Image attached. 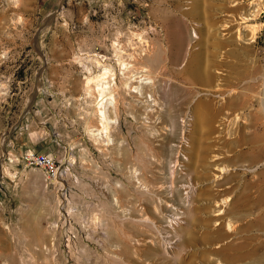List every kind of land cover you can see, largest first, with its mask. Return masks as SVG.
Masks as SVG:
<instances>
[{"label": "rangeland", "instance_id": "374dc122", "mask_svg": "<svg viewBox=\"0 0 264 264\" xmlns=\"http://www.w3.org/2000/svg\"><path fill=\"white\" fill-rule=\"evenodd\" d=\"M99 61L159 104L111 141ZM263 100L264 0H0V264H264Z\"/></svg>", "mask_w": 264, "mask_h": 264}, {"label": "bare ground", "instance_id": "6f19581e", "mask_svg": "<svg viewBox=\"0 0 264 264\" xmlns=\"http://www.w3.org/2000/svg\"><path fill=\"white\" fill-rule=\"evenodd\" d=\"M136 52H138V53L136 54L134 52L135 56L131 57L133 59L132 61L134 63H136L134 66L132 65V62L126 63V61L118 58L120 61V62L118 61L119 65L123 66L124 69H126V70H128V69L131 70L130 65H131V68L134 69V67H136V65L141 64V60H143V62H142V65H143L145 59H147V60L152 59L150 56L146 57V54H147L146 50H142V51L137 50ZM151 63H153V62H151ZM97 66L102 68V71H101L102 73L100 72V75H97L94 77L92 76L91 78H88L87 79L88 81L86 83L87 87H88L87 93H90V87H91V90L93 91L94 95L96 96V106H94V109L92 110L90 115L95 116L97 119V122H98V127H96L95 129H89V132H90L89 135H93L95 137L96 136H99V137L105 136V138H107V141H111V138H110L109 133H108V129H110L111 124H113L117 121V112H118L119 106L122 104V103L120 104V102H121V100L125 99V97L127 95L131 96L135 102L137 100L138 101L140 100L141 102H143L144 106H143V104H139V105H142L143 107H141V108L144 109V113L141 115V116H144V118H142L144 121L149 118V115L151 112V111H149L150 107H152V105H154V106L158 105L159 106V104H158V101H156V99H154L155 96H153V94H152L153 93L152 90H154V88L149 83V81H151V80L153 82V78H150L151 77L150 72H148V74L145 73V77L144 78L142 77L143 79L141 78V76H143L141 74V76H139L140 78H138L140 80L137 82V84L134 81H132L134 76L133 77L129 76L130 78H128V79L125 78L126 82L125 81H124L125 83L122 82V83H124V87L121 86V88H119V86L115 82V79H113L111 77L112 75H114L112 67L110 65H108L107 63H102L100 61L98 62ZM138 66L140 67L141 65H138ZM138 66L136 68H139ZM142 67L143 66H141L138 69V71ZM136 68H135V70H137ZM143 68H144V70L146 69L145 67H143ZM147 71H149V70H147ZM145 72H146V70H145ZM129 73H131V72H129ZM142 73H143V71H142ZM133 74H136V73L133 72ZM137 76H138V74H137ZM126 77H128V76L126 75ZM135 78H136V76H135ZM153 84L154 83H152V85ZM154 92H155V90H154ZM149 98H150V101L148 100ZM135 106L138 107L137 104ZM133 108H136V107H133ZM141 111H143V110H141ZM141 116H140V118L138 117L140 120H141ZM148 129H147V131L148 132L150 131V133H151L152 129L151 130H148ZM95 139H97V138H95ZM2 168H3L2 174H7L8 170L6 169V167H2ZM225 170H226V166L223 168L219 167L217 169V172H218L217 174L222 175ZM134 171L136 172L137 170L134 169ZM227 171L228 170H226V172ZM135 172H134V174H135Z\"/></svg>", "mask_w": 264, "mask_h": 264}, {"label": "built area", "instance_id": "2783aa9c", "mask_svg": "<svg viewBox=\"0 0 264 264\" xmlns=\"http://www.w3.org/2000/svg\"><path fill=\"white\" fill-rule=\"evenodd\" d=\"M28 164L38 167L42 174L43 180L46 184L50 183L57 177L58 168L55 161L46 153H34L30 152L26 156Z\"/></svg>", "mask_w": 264, "mask_h": 264}]
</instances>
